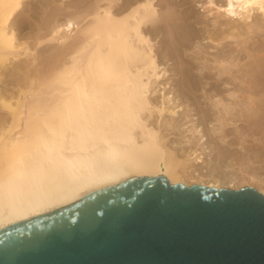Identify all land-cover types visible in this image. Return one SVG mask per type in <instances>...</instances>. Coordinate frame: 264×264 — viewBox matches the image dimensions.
Listing matches in <instances>:
<instances>
[{
  "label": "bare ground",
  "instance_id": "obj_1",
  "mask_svg": "<svg viewBox=\"0 0 264 264\" xmlns=\"http://www.w3.org/2000/svg\"><path fill=\"white\" fill-rule=\"evenodd\" d=\"M189 2L0 0V230L137 177L264 196V0Z\"/></svg>",
  "mask_w": 264,
  "mask_h": 264
},
{
  "label": "water",
  "instance_id": "obj_2",
  "mask_svg": "<svg viewBox=\"0 0 264 264\" xmlns=\"http://www.w3.org/2000/svg\"><path fill=\"white\" fill-rule=\"evenodd\" d=\"M0 264H264V196L131 178L0 230Z\"/></svg>",
  "mask_w": 264,
  "mask_h": 264
},
{
  "label": "rangeland",
  "instance_id": "obj_3",
  "mask_svg": "<svg viewBox=\"0 0 264 264\" xmlns=\"http://www.w3.org/2000/svg\"><path fill=\"white\" fill-rule=\"evenodd\" d=\"M197 1H199V0H190V2L188 3V5H187V12H191L192 14H193V19H195L196 17H200V18H202V15H204V13L202 12V9L201 8H199V4L200 3H198ZM37 1H34V2H32L33 3V5H34V3H35V5H37V3H36ZM157 9H159V7L158 6H155ZM26 9L24 8L23 10H22V12H23V14L21 15V16H19V17H17L14 21H15V23H16V25H17V22L20 20L19 18H22L23 17V19H26V20H28V22H32V24H33V21L31 20V19H28V18H26V11H25ZM161 10H159V12H160ZM25 13V14H24ZM203 19V18H202ZM25 32H23V34H24ZM22 40V39H21ZM20 40V41H21ZM26 40V39H25ZM24 40V41H25ZM30 40H26V42H29ZM23 42V41H22ZM31 42V41H30ZM29 42V43H30ZM153 43H154V48H156V46H157V39H155V38H153V41H152ZM197 116V115H196ZM234 126H236V127H238L239 129H241V128H244L245 126L241 123V122H238V123H236ZM233 126H231V129H233L232 128ZM231 129H230V127H228V129H227V131L229 132V130L231 131ZM242 130V129H241ZM234 134H235V132H233ZM237 135V134H236ZM231 138V139H230ZM230 138H228L227 140H226V142L227 143H229L230 142V140H233V136H230ZM229 141V142H228ZM227 143H226V145H227ZM209 145H212L211 143L209 144ZM229 148H231V149H229V150H231L230 152L231 153H233V152H236V150H237V148H236V146H233V147H229ZM236 148V149H235ZM232 149H234L233 151H232ZM238 152V151H237ZM215 153H213V155H212V159L214 160V165H213V169H211V171H210V174H214V173H216V172H218L219 170L217 169V171H215L214 169L217 167V165H216V163H215V161H216V159H215ZM215 166V167H214ZM137 178H139V177H137ZM227 181V180H226ZM222 183H223V186H225L226 184L225 183H227V182H225V181H222ZM252 188V189H255V188H253V187H250V186H240L239 188H237L236 190H239V189H243V188ZM220 189H226V188H220ZM256 190V189H255ZM78 202V201H77ZM74 203H76V202H74ZM74 203H72V204H74ZM69 205H71V204H69ZM69 205H66V206H69ZM66 206H63V207H60V208H58V209H61V208H65ZM58 209H55V210H58ZM55 210H52V211H49V212H47V213H45V214H43V215H39V216H44V215H46V214H50V213H52L53 211H55ZM37 217V216H36ZM33 218H35V217H33ZM30 219H32V218H30ZM30 219H28V220H30Z\"/></svg>",
  "mask_w": 264,
  "mask_h": 264
}]
</instances>
